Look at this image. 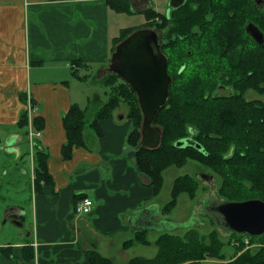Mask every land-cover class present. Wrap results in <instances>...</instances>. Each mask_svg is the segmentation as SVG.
<instances>
[{
  "label": "crops",
  "instance_id": "crops-1",
  "mask_svg": "<svg viewBox=\"0 0 264 264\" xmlns=\"http://www.w3.org/2000/svg\"><path fill=\"white\" fill-rule=\"evenodd\" d=\"M109 1L0 0V129L7 134L3 146L9 137H14L17 151L26 143L25 131L17 126L20 114L33 103L32 117L45 120L43 136L35 145L49 154L51 176L49 184L37 191L33 184L29 205L21 204V195L11 198L22 223L30 213L33 230L28 239L23 232H17L15 239L8 235L10 241L0 244L1 264H88L93 250L115 264L157 255L154 242L162 233L150 240L153 244L124 247L137 232H147L149 240L157 230L159 218L149 205L160 195L152 196L149 178L137 168L127 125L116 121L114 113L113 119L102 123L103 136L92 130L87 137L84 132L85 145L75 147L71 158L65 159L62 152L67 143L64 116L72 105L81 107L78 85L91 80L83 72L99 65L94 77L99 82L108 73L113 41L119 36L111 32V22L125 15L111 8ZM129 2L133 14L157 10L152 0ZM82 62L89 68H81ZM97 97L86 98L89 106L101 101ZM89 106L81 108L87 112ZM30 149L33 180L34 150ZM20 159L26 160L24 153ZM19 170L27 173L25 168ZM79 196L93 201L91 214L75 213Z\"/></svg>",
  "mask_w": 264,
  "mask_h": 264
},
{
  "label": "trees",
  "instance_id": "trees-1",
  "mask_svg": "<svg viewBox=\"0 0 264 264\" xmlns=\"http://www.w3.org/2000/svg\"><path fill=\"white\" fill-rule=\"evenodd\" d=\"M109 4L119 13L134 12L129 0H110ZM143 13L146 23L122 29L113 41L112 54L117 44L134 31L151 28L162 33V47L169 58L168 72L173 81L168 105L161 108L154 121L163 131L160 147L143 148V114L137 94L122 78L107 73L101 85L107 89L108 100L96 110L91 123L87 120L88 112L77 104L65 114L64 158H71L75 147L85 145L87 126L97 137L103 136L102 123L113 119L116 109L125 104L126 116L133 125L127 135L128 143L134 149L138 170L149 178L152 196L161 193L166 170L195 161L221 179L218 193L222 198L264 200V101L246 96L251 91L264 95V45H256L245 29L249 22H254L264 32V9L253 0H186L181 7L172 8L169 15L154 8ZM237 50H242L241 57ZM82 67L89 68V64L82 62ZM224 88L230 92L219 94ZM28 113L26 109L20 114L17 126L25 131L26 143H29ZM33 125L42 131L45 120L35 116ZM188 138L200 148L179 145ZM38 146L36 143L32 152L35 191L51 180L47 166L49 154ZM200 184L199 179L188 175L176 178L171 199L162 213L173 212L183 194L194 201ZM82 197L79 196L77 203ZM246 237L251 244L263 240L236 234L225 238L216 229L208 234L189 229L182 236L165 232L154 242L158 248L154 258L135 257L129 264H201L207 259L227 261L224 264H264V247H248ZM147 239V232H137L135 238L124 242V247L153 244ZM231 244L237 248L234 256L228 258L224 249ZM88 264L115 263L93 250L88 254Z\"/></svg>",
  "mask_w": 264,
  "mask_h": 264
},
{
  "label": "water",
  "instance_id": "water-1",
  "mask_svg": "<svg viewBox=\"0 0 264 264\" xmlns=\"http://www.w3.org/2000/svg\"><path fill=\"white\" fill-rule=\"evenodd\" d=\"M186 0H172V7H181ZM256 1V0H255ZM263 1V0H259ZM246 33L258 45H264V32L254 22L246 26ZM159 33L151 28H142L117 44L109 62L108 73L116 74L122 78L137 94L140 110L143 114L142 139L143 148L157 149L162 142V129L154 125L161 108L168 105L172 77L168 68V59L162 52ZM14 137H9L3 149L12 153L18 147L13 146ZM181 147L200 146L192 139L179 142ZM1 149V148H0ZM201 183L215 188V197H201L195 206L198 216L204 211L208 212L209 219L222 237L231 235H247L256 238L264 237V200L253 198L247 200H227L218 193L215 176L202 174ZM203 205V209L196 208ZM159 221L155 226L160 227ZM22 225V224H21ZM157 228V229H158ZM162 228L161 230H163Z\"/></svg>",
  "mask_w": 264,
  "mask_h": 264
},
{
  "label": "rangeland",
  "instance_id": "rangeland-1",
  "mask_svg": "<svg viewBox=\"0 0 264 264\" xmlns=\"http://www.w3.org/2000/svg\"><path fill=\"white\" fill-rule=\"evenodd\" d=\"M153 5L155 8L163 12L164 15H169L172 10V0H152ZM123 16H117L115 20L111 22L110 30L114 33V35L120 34L121 28H126L130 26H138L141 27L146 22V18L144 13H136L133 15L128 14H122ZM160 35L162 33H159ZM162 36V35H161ZM100 69L99 65L94 66L93 70H90L89 72H83L90 75L91 80L88 83H79V103L82 108H85L89 106V103L87 102V97L93 99L94 97L98 96L97 98H101L100 102H92L89 106V111H87V120L91 121L93 118V115L95 111L105 102L108 100V95L106 94V87L101 85L102 83L95 80V76L98 75V70ZM219 94H228L230 92L229 89L227 90H221L219 91ZM248 99H259L264 101V95H259L256 92H249L247 93ZM127 106L125 104H122L119 109H116L115 112V120H120L122 124H126L127 128H129V133L133 129L132 123H130L129 119L127 118ZM128 133V134H129ZM85 134L88 137L89 135H92V129L87 126L85 130ZM7 134L0 129V148L3 147L4 140L6 138ZM30 145L28 143L19 145V151L14 150L11 154H7V152L4 151L2 148L0 150V185H3V188L0 189V244H6L8 242V235L11 231L12 227L16 230V232H23L24 238H26V235L33 230V220L31 219V215L28 212L27 216H25L24 224L21 226L13 225L10 220H7L6 212L9 208H12L13 202L11 201V198L17 197L21 195L23 203L29 205L30 202V191L33 189V180L30 179V170L31 163L30 158L27 156V152L30 151ZM25 155L26 160L20 159L21 154ZM27 164V165H26ZM19 168H25L27 170V173L20 172ZM164 174V186L163 189L158 196L157 199H155V203L150 204L149 208L153 210V214H155L156 217H158V223H160V227L153 231L152 235L149 236V240H152L153 237H158L161 235V233L169 232L171 234L175 235H184L187 233L189 229H197L201 234H208L211 231L215 229L214 225H212L211 220L209 219L208 212L204 211L198 216L194 215L195 206L197 205L198 199L201 197H208L212 198L215 197V188L209 189V185H205L204 183L200 184L201 188L199 189L197 198H195L194 201L189 199V196L186 194L181 195L178 198V205L168 215H164L161 213V208L164 207L171 199V191H172V185H174L175 179L181 176H191L195 177L197 179H201L202 174H209L212 175V172L210 169H207L205 166L201 165L198 162L195 161H189L187 165H185L182 168L179 167H171L168 170L165 171ZM215 179L217 181V186L220 184L221 179L218 178L215 175ZM204 197V198H205ZM213 199V198H212ZM197 201V202H196ZM25 205V206H26ZM22 206V205H21ZM24 207V206H22ZM28 206H26V209ZM198 208V206L196 207ZM22 223V222H21ZM164 228L163 230H161ZM249 238V237H246ZM226 242L228 239H224ZM10 241V240H9ZM16 241V240H15ZM234 241V240H233ZM12 242V241H11ZM236 242L235 244H237ZM258 243V242H255ZM253 243V244H255ZM139 248H145L140 246ZM154 250H156L155 247H151ZM236 246H226L225 252L227 254L228 258H231L234 256ZM254 247H252L253 249ZM149 249V250H153ZM1 253V251H0ZM3 257L0 256V264L2 263ZM227 258V260H228ZM215 261V262H214ZM219 260H213V259H207L201 264H224V262L227 261H219Z\"/></svg>",
  "mask_w": 264,
  "mask_h": 264
},
{
  "label": "built area",
  "instance_id": "built-area-1",
  "mask_svg": "<svg viewBox=\"0 0 264 264\" xmlns=\"http://www.w3.org/2000/svg\"><path fill=\"white\" fill-rule=\"evenodd\" d=\"M33 107L32 104L30 103L28 106V111L30 114L33 111ZM29 142H30V147L32 148V150H34L35 147V142L37 141V139L42 138L43 136V132L40 130H37L34 125H33V117L30 114L29 115ZM93 201L90 198H84L83 200H81V202L76 203V207H75V213L76 214H86L89 215L91 214L92 210H93V205L94 203H92ZM245 244L248 247H254V248H258V247H264V238L262 241H259L258 243L255 244H251L250 239L249 238H245ZM239 243H237L238 245Z\"/></svg>",
  "mask_w": 264,
  "mask_h": 264
},
{
  "label": "flooded vegetation",
  "instance_id": "flooded-vegetation-1",
  "mask_svg": "<svg viewBox=\"0 0 264 264\" xmlns=\"http://www.w3.org/2000/svg\"><path fill=\"white\" fill-rule=\"evenodd\" d=\"M255 1V0H253ZM186 2V1H185ZM257 3V5L260 7V8H263L264 9V0L263 1H259V0H256L255 1ZM162 35V34H161ZM159 34V37H160V44L163 45V37ZM252 40V39H251ZM256 45H258L254 40H252ZM162 52L165 54V57H167L166 55V52L165 50H163V47H162ZM242 50H237L236 54L239 55L241 57V53ZM190 51H188V55H190ZM168 59V68H169V58L167 57ZM182 67H186L185 64L182 65ZM167 68V70H168ZM169 71V70H168ZM171 76V75H170ZM172 77V76H171ZM223 90H227V88H224ZM253 99V98H252ZM197 202V201H196ZM198 211L199 210H202L203 209V205H200L199 208H197ZM194 215L195 212H194ZM6 216H7V220H10V222H12L13 225H18L20 224L21 225V220L19 219L20 216H18V213L16 212V210L12 207V208H9L8 211L6 212ZM24 224V223H22ZM17 234L16 230L12 227L11 231L9 232V237H12V239H15V235Z\"/></svg>",
  "mask_w": 264,
  "mask_h": 264
}]
</instances>
